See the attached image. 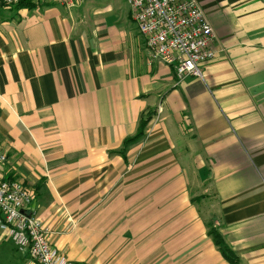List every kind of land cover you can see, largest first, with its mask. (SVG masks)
Instances as JSON below:
<instances>
[{
	"label": "crops",
	"instance_id": "obj_1",
	"mask_svg": "<svg viewBox=\"0 0 264 264\" xmlns=\"http://www.w3.org/2000/svg\"><path fill=\"white\" fill-rule=\"evenodd\" d=\"M198 2L216 56L182 80L128 3L94 32L83 5L0 3V178L32 190L73 264H231L210 229L264 264V0ZM0 264L37 263L0 232Z\"/></svg>",
	"mask_w": 264,
	"mask_h": 264
},
{
	"label": "built area",
	"instance_id": "obj_2",
	"mask_svg": "<svg viewBox=\"0 0 264 264\" xmlns=\"http://www.w3.org/2000/svg\"><path fill=\"white\" fill-rule=\"evenodd\" d=\"M24 0H1L7 8ZM37 5L51 1L68 10L97 0H32ZM131 16L150 58L168 65L176 63L177 77L202 78L200 66L214 60L216 52L210 20L198 0H127ZM7 157L0 154V165ZM36 198L19 180L0 178V232L37 264H73L52 246L51 230L36 215Z\"/></svg>",
	"mask_w": 264,
	"mask_h": 264
},
{
	"label": "rangeland",
	"instance_id": "obj_3",
	"mask_svg": "<svg viewBox=\"0 0 264 264\" xmlns=\"http://www.w3.org/2000/svg\"><path fill=\"white\" fill-rule=\"evenodd\" d=\"M92 3L99 4L101 9L89 10L88 8L90 7L87 6ZM82 5L83 7L81 10L72 11L73 17L78 23L80 30L94 32L93 28L99 23V19H102V21L105 20L106 23H110L111 20L114 19L120 23L122 21V17H127V0H97L94 2H84Z\"/></svg>",
	"mask_w": 264,
	"mask_h": 264
},
{
	"label": "trees",
	"instance_id": "obj_4",
	"mask_svg": "<svg viewBox=\"0 0 264 264\" xmlns=\"http://www.w3.org/2000/svg\"><path fill=\"white\" fill-rule=\"evenodd\" d=\"M0 3L5 6L1 0ZM23 5H28V6H36L37 4L35 2H33L32 0H24L22 1L19 5L14 6V7H20ZM12 7V8H14ZM150 121V118H145L141 121V123L139 124V128H138V132L137 134L132 137V138H128L125 140L124 142V150L131 145L132 143H136L138 141H140L144 135V131L146 129V126L148 125ZM125 153V152H123ZM122 153V154H123ZM8 180H12V179H8ZM209 236L211 237V239L213 240L215 246L220 250V252L222 253V255L224 256V258L230 262L231 264H238V258L237 256L234 254V252L225 244V242L223 241L221 235L216 232L213 229H210L208 232Z\"/></svg>",
	"mask_w": 264,
	"mask_h": 264
}]
</instances>
